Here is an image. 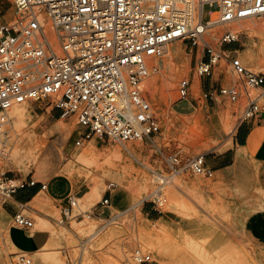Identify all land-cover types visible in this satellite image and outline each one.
Wrapping results in <instances>:
<instances>
[{"label":"rangeland","instance_id":"rangeland-1","mask_svg":"<svg viewBox=\"0 0 264 264\" xmlns=\"http://www.w3.org/2000/svg\"><path fill=\"white\" fill-rule=\"evenodd\" d=\"M194 1L196 24L199 0ZM15 10L14 0H0V23L15 19ZM218 13L216 8L206 5L204 21L216 19ZM44 16L51 26L48 15ZM260 20L264 21V16L206 30L204 38L221 54L210 76L195 75L193 79L195 64L206 61L209 56L202 45L191 48L187 40L172 42L164 56L150 61L151 74L145 80L143 94L161 127V132L153 138L155 143L141 140L121 145L93 139L77 147L80 128L76 116L62 117V112L57 114L59 109L48 100L24 104L26 115L20 132L15 130V120L10 116L5 139L7 154L0 156V173L16 180L33 178L47 184L39 196L40 202L27 204L25 214L33 217L36 224L37 220L48 223L50 235L53 230L62 232L41 251L27 253L33 264H44L41 258L44 253L53 255L62 264H84L86 259L92 264H135L132 256L137 247L150 252L155 264H264V247L252 245L243 231L246 218L264 210V154L241 156L238 163L215 171L212 177L187 169L163 186L167 198L163 207L155 209L152 201L157 177L168 173L169 156H178L181 164L188 167L196 156L204 155L208 164L219 152L232 146L234 131L245 122L243 112L249 101L248 93L251 98H257L262 110L258 120H264V91L245 92L230 64L231 58L239 57L248 69L264 72V31L250 27ZM226 28L235 32L238 40L222 45L221 36ZM228 46L233 50H227ZM173 47L179 49L175 57L169 52ZM169 65L177 69L174 84L155 97L148 86L153 81L159 84ZM188 77L193 80L186 99L193 108L187 113H178L176 105L186 101L181 97L179 84ZM196 79H199L197 86ZM230 85L241 88L237 101L216 93V89ZM207 92H211L208 97ZM186 107L187 103L183 102L177 109L186 110ZM227 126H231L228 131ZM15 149L20 150L18 159L12 157ZM91 150L100 155L96 161L86 162L80 158ZM228 152L230 156H227L233 158L235 152ZM114 153H119L121 158H114L115 170H107L104 158ZM124 165L130 166L129 176L123 174ZM136 173L147 177L146 189L132 191L123 183V175L131 180ZM194 181H199L201 187L182 185V182ZM109 182L117 184L111 193L107 191ZM94 184L98 191L92 203L84 205L78 201L73 210L75 217L67 218L64 211L68 200L62 196L63 192L82 197ZM173 192L181 199L176 206L171 200ZM107 196L110 204L99 206ZM6 206L0 197V264H17V254L23 251L17 250L11 239L7 240L14 223ZM147 211L151 215H147ZM88 221L94 223L93 228H85ZM148 240L157 241L163 251L149 245Z\"/></svg>","mask_w":264,"mask_h":264},{"label":"built area","instance_id":"built-area-1","mask_svg":"<svg viewBox=\"0 0 264 264\" xmlns=\"http://www.w3.org/2000/svg\"><path fill=\"white\" fill-rule=\"evenodd\" d=\"M14 4L17 17L0 23V156L6 155L9 110L45 100L61 110L62 117L76 116L80 128L77 147L93 139L121 145L153 140L161 127L143 94L151 74L150 61L164 56L172 42L187 40L191 48L202 45L209 56L195 64L193 79L210 76L221 54L204 38L206 30L264 16V0H199L202 14L196 24L194 0H14ZM206 5L218 10L216 19L204 21ZM41 14L48 15L52 30L47 21L42 22ZM237 40L238 35L228 28L222 33V45ZM230 64L245 92L264 91V72L248 69L239 57L231 58ZM191 79L184 78L179 84L184 99L191 91ZM216 93L237 101L241 88L222 86ZM248 97L243 120L259 119L261 106L257 98L249 93ZM167 164L168 173L157 177L155 209L167 202L163 186L181 172L190 169L206 177L215 172L206 165L204 155L196 156L188 167L176 155L169 156ZM37 184L33 178L16 180L0 173V197L5 203L19 190ZM116 186L109 182L107 191L111 193ZM46 188L41 183V189ZM67 200L64 215L74 217L78 197L70 194ZM109 204V196L99 202L101 207ZM13 223L23 230L35 226V220L21 210L14 214ZM132 258L135 264L156 262L141 247ZM16 263L33 264V260L19 252Z\"/></svg>","mask_w":264,"mask_h":264},{"label":"crops","instance_id":"crops-1","mask_svg":"<svg viewBox=\"0 0 264 264\" xmlns=\"http://www.w3.org/2000/svg\"><path fill=\"white\" fill-rule=\"evenodd\" d=\"M227 50L233 49L228 46ZM183 102L187 103V109L178 110L177 106ZM192 108L193 105L186 99V101H182L177 104L175 110L178 113H187ZM60 112L61 110H58L57 114L60 115ZM244 121L245 122H242L234 131L232 136V146L225 150V152H219L217 156H214L212 160H209L208 164H206L208 167L213 168L215 171H219L238 163L241 156L258 157L264 154V120ZM230 150L235 152L233 158H229L227 156H230V152H228ZM41 183L43 182L38 181L36 186L26 187L19 190L13 196V199L5 202L7 203L6 207L11 213L12 218L14 214L20 210L25 213L27 204L35 203L37 201V198L43 191V189H41ZM68 195L69 192L67 191L63 192L62 194V196H65V198L68 197ZM20 205H23V209H21ZM147 215H151V213L147 211ZM243 231L246 239L252 245L264 247V210L251 213L244 222ZM9 237L13 246L17 250L26 252L28 254H35L45 248L49 238H51V235L49 233L48 223L43 220H37V224L35 223V226L32 230H23L14 226L10 231ZM19 238H22L23 241H20Z\"/></svg>","mask_w":264,"mask_h":264},{"label":"bare ground","instance_id":"bare-ground-1","mask_svg":"<svg viewBox=\"0 0 264 264\" xmlns=\"http://www.w3.org/2000/svg\"><path fill=\"white\" fill-rule=\"evenodd\" d=\"M195 2V1H194ZM198 9H199V19L201 20V14H202V5L200 4L198 6ZM41 16V19H42V22L43 21H46V18L44 15H40ZM49 20V19H48ZM234 23V22H233ZM236 23V22H235ZM50 24V23H49ZM241 27L243 29L246 28L245 24L241 25ZM252 29L254 30H261V31H264V21H255L251 26H250ZM50 30H52V27H48ZM49 30V31H50ZM208 31V29H207ZM210 31V30H209ZM248 31H249V28H248ZM250 32V31H249ZM255 32V31H254ZM259 32V31H258ZM178 46V45H177ZM177 51H179V49L177 47H173L171 50L169 48V52L171 54L172 57H175L177 54ZM176 54V55H175ZM170 56V57H171ZM172 59V58H171ZM174 60V59H173ZM172 60V61H173ZM168 64V63H167ZM174 66V65H173ZM175 67V66H174ZM175 70H177L175 68ZM175 70L173 69V67L171 65L169 66H166L164 71H165V74L163 76V78L161 79V81L158 83H152L149 84L148 86V90L151 92V94L153 96L156 97L157 94L159 95H162L165 93V91L167 89H169L171 86H173L174 84V81H175ZM196 78V77H195ZM195 81V80H194ZM197 84H199V79L195 81V86H197ZM194 88V87H193ZM197 90V89H196ZM186 99V98H185ZM24 104H20V105H16L15 107L11 108L9 110V116H12L15 120V125L14 128L17 132H20L22 131L23 129V125H24V121H25V115H26V109L24 107ZM231 126H227L225 127L226 128V131H228L230 129ZM48 143V142H47ZM46 145V144H45ZM45 147V146H44ZM44 150V149H43ZM9 152V151H8ZM42 152V151H41ZM40 152V153H41ZM107 152V151H106ZM7 154V153H6ZM100 155L98 153H96L95 151H86L84 154H82L80 156V158L82 160H85L86 162H90V161H96V159H98ZM12 157L14 159H18L20 157V150L19 149H15L12 153ZM30 157V155H29ZM23 158V157H22ZM114 158H121V155L119 153H114L112 154L111 156H106L104 158V161L108 163V166H107V170H115L116 166H115V163L113 162ZM238 158V157H237ZM245 158V157H244ZM10 159V157L8 158ZM13 160V159H12ZM21 160V159H20ZM242 160V159H241ZM11 161V160H9ZM25 161V160H24ZM33 162V161H32ZM8 163V162H7ZM11 163V162H10ZM15 164V163H14ZM18 164V163H17ZM6 165V164H5ZM13 165V164H12ZM11 165V166H12ZM17 166V165H16ZM23 166V165H22ZM28 166V165H27ZM76 166V165H75ZM74 166V167H75ZM120 166V165H119ZM121 167V166H120ZM129 168L130 166L128 165H124L123 166V174L124 173H128L129 172ZM29 169V168H28ZM76 170V169H75ZM79 171V170H78ZM73 172V170H72ZM77 172V171H76ZM80 172V171H79ZM81 173V172H80ZM74 174V173H73ZM135 174V173H134ZM80 175V174H79ZM130 174L128 173L127 176H129ZM69 176V174H68ZM81 176V175H80ZM84 176V175H82ZM81 176V177H82ZM129 178V177H128ZM134 179H127L124 175L121 177L123 183H125V186L132 190L133 189H137V190H144L147 188V185H148V182H147V177L145 175H142L140 176L138 173H136V176L133 177ZM82 179V178H81ZM120 179V181H121ZM150 179V178H149ZM119 180V179H118ZM185 181V180H184ZM210 183V182H209ZM207 184L208 186H210V184ZM182 185L185 187V188H189V187H197V186H200L201 187V183L199 181H194V182H182ZM213 186V185H212ZM97 186L94 184L92 186V188H90V190H88L83 197H78V201L82 204L84 203V205H88V204H91L92 201L94 200L96 194H97ZM45 192V191H44ZM140 192V191H139ZM46 193V192H45ZM46 196V195H45ZM40 198L38 197L37 198V201L35 203H39L40 202ZM171 200H172V204H174L175 206L178 205L181 201L180 197L177 195V193L173 192L171 194ZM75 217V216H74ZM62 222V221H61ZM78 224V223H76ZM93 225L94 223H92L91 221H88V223L85 225L86 229H89V228H93ZM77 226V225H76ZM79 226V225H78ZM82 226V225H81ZM80 227H78L79 229ZM81 229V228H80ZM84 230V229H82ZM64 232V231H63ZM59 233H62L61 231L58 232L57 230H53V232L51 233V238H49V241L48 243L46 244L45 247L51 245L53 242H55V240H57V236H59ZM65 233V232H64ZM67 234V233H66ZM63 236V234H62ZM64 237V236H63ZM61 238V237H60ZM146 239V238H145ZM8 241H10V238L7 239ZM65 240V238H64ZM157 241L155 240H148V243L149 245L151 246H156L159 251H163L162 249V246L159 245L158 243H156ZM155 247V248H156ZM42 261L44 262V264H62L61 261H59L57 258H55L53 255H50L49 253H44L42 256ZM83 260V259H82ZM64 261V260H63ZM83 264V262H82ZM84 264H92L89 259H86L85 260V263Z\"/></svg>","mask_w":264,"mask_h":264}]
</instances>
